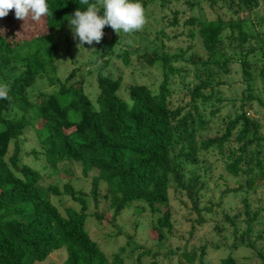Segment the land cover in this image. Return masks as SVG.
<instances>
[{"label": "trees", "instance_id": "trees-1", "mask_svg": "<svg viewBox=\"0 0 264 264\" xmlns=\"http://www.w3.org/2000/svg\"><path fill=\"white\" fill-rule=\"evenodd\" d=\"M135 1L145 10L150 3L164 6L172 0ZM208 1L212 7L220 5L235 15L243 11L248 16L259 8V0ZM47 3L51 15L38 22L28 19L27 28L34 36L19 35L13 44L0 33V84L9 88V99H0V264L43 263L61 249L67 252L63 264H125L124 248L109 259L92 239L86 228L85 202L82 211L69 208L65 215L53 204L50 195H69L77 202L82 201L70 184L64 190L58 186L44 190L39 185L40 172L21 163L23 149L19 142L26 140L25 130L29 127H34L48 165L53 168L62 164L77 165L82 167L86 177L95 172V198L101 182L107 184V198L113 201L114 218L133 203H144L151 214H160L152 221L150 231L151 236L159 240L164 239L165 229L172 230L169 192L173 182L192 201L200 220L203 212L211 214V209L200 207L208 180L201 174L192 176L188 182L184 179L185 164L196 163L199 152H217L226 171L239 179V188L227 190L226 195L255 192L261 188L263 177L257 176H264L261 160L264 135L261 124L249 118L244 110L253 97L248 98L235 117L229 115L226 118L224 132L209 136L211 120L206 118L207 105L212 103L221 85L220 73H229L233 61L225 51L227 43L243 50L253 44V48L245 52L242 63L245 79L250 82L254 79L249 56L257 55L254 46L260 45L264 36L248 32L247 27L252 23H248L247 18L239 24H228L222 17L190 20L189 24L197 27L206 58L194 56L188 60L195 67L196 78L189 109L187 106L173 108L169 99L170 75L180 72L171 66V58L178 60L179 55L161 57L164 79L157 90L132 84L128 87L129 98L125 100L119 95L122 79L103 74L108 60L100 68L97 78L100 93L96 104L84 92L82 84L76 86L74 83L64 84L58 92L43 95V100L37 104L29 99L28 90L56 59L55 34L70 25L67 16L80 7L86 10L79 0H47ZM190 4L193 8L194 0ZM177 24L175 17L171 25ZM111 30L105 26L104 37L98 43L103 58L114 53L113 46L106 41V34ZM227 31H230L228 36ZM190 36L193 38L194 32ZM24 45H30L34 50L21 58ZM123 59L126 65L130 64L127 53ZM139 59L151 65L157 60L156 53L151 55L149 51ZM15 64H22L25 71L17 74ZM220 99L218 96L216 101ZM12 144H15L14 153L8 158ZM241 177H245L244 183ZM244 207L250 220L246 233L251 235L252 225L260 222L255 221L258 214L251 213L248 197L244 199ZM228 219L236 225L234 220ZM257 239L264 241V230ZM205 251L206 248H202L199 254H184L183 258L189 264H196L198 258L199 264H207ZM258 255L264 264V254L258 252ZM222 264L252 263L229 255Z\"/></svg>", "mask_w": 264, "mask_h": 264}, {"label": "rangeland", "instance_id": "rangeland-1", "mask_svg": "<svg viewBox=\"0 0 264 264\" xmlns=\"http://www.w3.org/2000/svg\"><path fill=\"white\" fill-rule=\"evenodd\" d=\"M190 1L172 0L164 6L157 3L148 4L144 10L147 23L142 30L131 34L121 32L118 35L112 29L106 34L107 43L114 48V53L109 57L103 58L101 48L95 42L91 45L85 44V48L79 49L77 47L79 41L74 39L70 25L64 31L57 32L56 59L28 90L29 99L38 104L43 100V95L58 92L64 84L74 83L76 86L82 84L84 92L96 104L100 93L97 82L99 71L109 60L103 74L114 79H122L119 95L128 100V87L132 84L146 85L152 90H157L164 79L161 57L179 55L178 60L171 58V66L180 72L170 75L169 99L173 108L186 106L187 109L191 108V92L196 78L195 67L189 64L188 60L194 56L206 58V54L197 27L190 25V20L192 18L215 20L222 17L228 24H239L242 19L247 18L248 23H252L247 27L248 32L264 36V0H259V8L251 11L248 16L244 15L243 11L235 15L220 5L212 7L208 0H194L195 6L191 8ZM175 17L178 24L172 26ZM27 25L28 20L24 22L16 19L13 9L7 17L0 18V33L16 44L19 35L34 36ZM238 28L236 35L239 32ZM191 32H194L193 38L190 36ZM228 35L230 31H227L226 36ZM252 45H247L243 50L235 45L231 46L230 43L226 44L225 51L233 61L229 73H220L221 85L218 86V94L212 103L207 105L206 118L211 120L209 136H215L219 131L224 132L226 118L229 115L235 117L240 113L241 106L249 101V97L254 99L246 103L244 110L249 118L261 124V133L264 135V40L260 45L254 46L257 47V55L249 56L251 71L254 73V79L250 82L244 77L242 62L245 60V52L253 48ZM29 46H23L21 58L32 53L34 49ZM145 51H149L151 55L156 53L157 60L154 65L139 59ZM124 53L129 55V65L124 62ZM24 71L25 67L22 64L16 65L17 74ZM70 76L72 78L68 81ZM218 96L221 98L220 101H216ZM200 107L204 113L203 105L200 104ZM25 138L26 140L19 142L23 149L21 163L40 172L39 185L44 190H48L50 186H58L64 190L67 184L74 188L81 202H77L69 195H50V198L64 215L69 208L82 211L85 202V214L88 216L86 228L107 258L111 259L124 248L125 264H189L183 258L184 254L191 255L194 252L199 254L202 248H206L207 264H222V260L229 255L239 261L247 259L252 264H262L258 252L264 254V241L258 240L257 236L264 230V176H257L263 177L260 180L261 188L257 191L226 195L227 190L239 188V179L233 178L226 171L224 162L217 152L211 151L208 154L204 151L199 152L196 163L185 164L184 179L188 182L192 180V176L201 174L202 178L208 180L205 193L200 198V207L211 209V214L203 212L200 220L192 201L185 192L178 190L173 182L169 192L172 230L165 229L164 239L159 240L153 238L150 231L152 221H156L160 214H151L144 203H133L119 217L114 218V208L111 206L113 201L107 198V184L101 182L98 197L95 198L93 195L95 172L86 177L82 167L77 165L62 164L53 168L45 159L43 147L35 135L34 127L25 130ZM14 149L15 144H12L8 158L13 155ZM261 160L264 166V155ZM240 180L244 183L245 177H241ZM246 197L251 203V213L258 214L255 221L260 222L252 225L254 231L251 235L246 233L250 221L244 207ZM228 218L234 220L236 225ZM66 258V250L61 249L54 252L45 262L36 264H63ZM196 264H199V258Z\"/></svg>", "mask_w": 264, "mask_h": 264}, {"label": "clouds", "instance_id": "clouds-1", "mask_svg": "<svg viewBox=\"0 0 264 264\" xmlns=\"http://www.w3.org/2000/svg\"><path fill=\"white\" fill-rule=\"evenodd\" d=\"M79 4L86 6V10L80 7L67 16L73 37L79 41V49L85 48V44L100 43L105 26L119 35L140 31L147 23L143 6L133 0H79ZM13 9L16 19L24 22L29 18L38 22L51 15L47 0H0V18L7 17ZM0 99H9L6 84H0Z\"/></svg>", "mask_w": 264, "mask_h": 264}]
</instances>
